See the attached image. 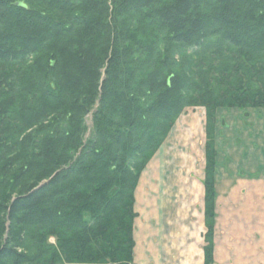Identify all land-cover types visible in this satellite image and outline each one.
I'll return each mask as SVG.
<instances>
[{
  "label": "trees",
  "instance_id": "obj_1",
  "mask_svg": "<svg viewBox=\"0 0 264 264\" xmlns=\"http://www.w3.org/2000/svg\"><path fill=\"white\" fill-rule=\"evenodd\" d=\"M188 107L212 264L216 112L264 108V0H0V264H133L138 180Z\"/></svg>",
  "mask_w": 264,
  "mask_h": 264
},
{
  "label": "crops",
  "instance_id": "obj_2",
  "mask_svg": "<svg viewBox=\"0 0 264 264\" xmlns=\"http://www.w3.org/2000/svg\"><path fill=\"white\" fill-rule=\"evenodd\" d=\"M250 110L252 108H233L218 109L216 112L212 264H264V174L259 175L264 171V120L257 123L255 129ZM227 111L235 114H228ZM203 114L205 120V110ZM177 123L178 121L175 124ZM244 129L249 130L247 132ZM245 133L249 141L245 139ZM204 136L206 140L205 122ZM250 137L258 141H250ZM204 170L205 154L202 177L199 180L202 207L198 212L202 222L198 228L193 227L202 234L200 240L203 244L200 247L201 259L198 264L205 263L207 232ZM143 184L140 175L134 192L137 216L133 230V264H179V252L174 238L179 235L180 230L171 222L170 215H167L170 205L160 195L156 196L154 190L148 192L146 184V188H142ZM195 188L196 192L197 186ZM194 241L198 242L197 239ZM186 263L193 262L188 260Z\"/></svg>",
  "mask_w": 264,
  "mask_h": 264
},
{
  "label": "rangeland",
  "instance_id": "obj_3",
  "mask_svg": "<svg viewBox=\"0 0 264 264\" xmlns=\"http://www.w3.org/2000/svg\"><path fill=\"white\" fill-rule=\"evenodd\" d=\"M203 113L202 107H188L179 116L180 119L178 117L177 125L174 124L176 126L172 127V132H169L141 173V179L144 182L142 188L146 184L148 192L154 190L156 196L160 195L159 197H163L166 204L170 205V212L167 215H170L171 222L176 224L180 230L179 235L174 238L179 252V264H187L188 260H192V264H198L201 259L202 234L193 227L198 228L202 222L198 211L202 207V188L199 180H201L204 167L205 120ZM226 113L235 114L231 111ZM250 113L254 119L253 127L256 129L257 123L264 120V108L252 109ZM85 124L87 137L91 131V114L86 115ZM248 130L244 129L247 132ZM245 139L249 141L247 134ZM250 141L257 142L258 140L251 139ZM262 174L264 171L259 173L260 176ZM195 186H197L196 192ZM196 239L198 242L195 243ZM50 242L54 240L50 239Z\"/></svg>",
  "mask_w": 264,
  "mask_h": 264
}]
</instances>
